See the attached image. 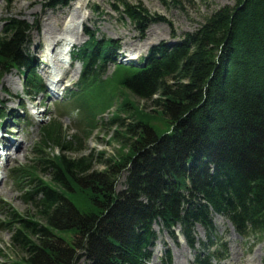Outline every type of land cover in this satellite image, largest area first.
Instances as JSON below:
<instances>
[{"label": "trees", "instance_id": "1", "mask_svg": "<svg viewBox=\"0 0 264 264\" xmlns=\"http://www.w3.org/2000/svg\"><path fill=\"white\" fill-rule=\"evenodd\" d=\"M68 2L47 0V6ZM114 2L144 28L165 20L126 0ZM5 21L0 78L24 66L27 92L42 89L22 51L29 26ZM115 48L89 32L78 50L81 81L63 104L76 111L78 133L67 138L52 118L40 127L32 163L11 170L30 212L9 207L5 213L1 226L12 234L9 248L0 249V264H145L154 223L179 225L192 243L195 224L212 231L209 207L240 235L264 238V0H234L178 43L150 47L139 64L116 63L103 78L100 63ZM137 99H151L150 112ZM115 101L116 153L70 156ZM54 146L58 152L47 151ZM125 169L127 187L116 193L113 185ZM211 256L197 255L193 264H210Z\"/></svg>", "mask_w": 264, "mask_h": 264}, {"label": "rangeland", "instance_id": "2", "mask_svg": "<svg viewBox=\"0 0 264 264\" xmlns=\"http://www.w3.org/2000/svg\"><path fill=\"white\" fill-rule=\"evenodd\" d=\"M73 1L75 0H71L66 7L49 8L47 0H0V30L7 18L25 21L29 26L28 41L25 48L30 56L38 60L37 72L45 78L47 77V70L59 71L61 76H64L63 83L66 84L72 82V79H78L82 66L71 58L69 60L68 55H64V63L55 58L58 47L64 42L56 43V41L65 35L63 33L70 35L66 38L72 40L71 37H73L75 39L76 42L73 46H80L87 40L85 30L96 32L97 39L111 38L117 41L120 45V54L122 52L129 53L137 62L141 57L147 55L150 47L161 43L169 46L178 42L184 33L196 30L216 9L234 3V0H126L132 6H138L139 10L142 8L146 12L144 14H148L151 18L153 16L165 18L162 21H151L144 28L114 9L112 6L114 0H78L79 3L84 4L81 7L80 4H71ZM114 3L118 6V10L122 9L121 3ZM78 19L79 21H77ZM60 34L62 35L60 36ZM174 35L176 36L174 37ZM53 39L57 45L50 52L49 49H52L50 44ZM119 59V56H110L104 64L105 75H109L113 71L114 62H119ZM78 70V74L75 75ZM55 95L60 97V92ZM154 97H156V94L152 98ZM31 98H33L32 101L24 94L22 76L17 69H11L2 76L0 79V108L2 112L8 114L10 108H20L23 113L25 107L26 116L32 118L34 122V126L26 132L22 129L23 125L20 127L19 124H14V126L8 124L5 127L1 124L2 120L0 121V136L4 134V130H9L8 135L13 140L23 142L14 158L4 166V175L0 180V249L2 250L9 248L11 238V232L1 226L5 213L8 212L9 207L19 212L29 211L30 208L22 200L21 191L18 190L17 185L9 176V169L32 163V149L38 138V128L41 124L48 123L55 112L62 114L60 121L67 138L73 133H78L75 113H69L61 108L58 111L54 98L47 101L44 100V95L41 94L32 95ZM137 102V105L146 112H150L153 108L151 99H137ZM116 107L117 102L115 101L111 108L102 115L97 128L85 139L83 148L76 153H71L70 156L80 157L90 152H104L106 153L105 156L116 153L120 147V139L112 141V137L115 134L118 122L111 121ZM29 112L31 114L34 112V119ZM119 115L125 123L131 121L126 114L120 113ZM80 137L82 140V135ZM47 151L58 152V148L57 146L50 147ZM3 153L9 155L10 151L7 149ZM95 167L101 169L104 165L95 163ZM43 173H45V170L41 169L40 174L43 175ZM127 174L125 169L117 176V180L113 185L116 193L127 187L125 184ZM211 221L214 227L212 235L213 239L217 240L218 252L219 254L224 253L226 256L219 263L211 261L212 264H264V238L262 240L252 237L242 238L233 232L226 219L214 213H212ZM153 230L155 238L148 248L149 257L146 264H162L163 259H165V264H191L195 255L201 250L202 245L208 241V231L200 225L194 227L191 244L184 239L176 227L169 231L162 225H154ZM214 249L215 246L212 251ZM79 254H82V252L76 250L75 255ZM84 261L83 255L79 257V263Z\"/></svg>", "mask_w": 264, "mask_h": 264}, {"label": "bare ground", "instance_id": "3", "mask_svg": "<svg viewBox=\"0 0 264 264\" xmlns=\"http://www.w3.org/2000/svg\"><path fill=\"white\" fill-rule=\"evenodd\" d=\"M72 4L73 5H77V4H80L79 6L81 7V6H83L84 4L83 3H79V1L78 0H75V1H73L72 2ZM83 4V5H82ZM80 19V18H79ZM79 19L77 20V21H79ZM67 22H69L68 20H66ZM65 34V35H64ZM62 34H60V36H61ZM63 37H60V40H57L56 41V43L57 42H60V41H64V44H65V47L66 48H68L70 45H73L76 41H75V39H73V37H71L72 38V40H70L68 37L70 36L69 34H67V33H63ZM66 36H68L67 38H66ZM54 43V44H53ZM55 42H54V39L51 41V44H50V46L52 45V49H54L53 47L55 46V45H57ZM39 44V43H38ZM58 54H59V57L61 56V51H59L58 52ZM58 54H57V57H58ZM52 78L54 77V76H51ZM9 81H11V80H9ZM55 81V80H54ZM22 145L23 144H19V146H18V148H21L22 147ZM158 253H159V250H158ZM158 253H156V254H158Z\"/></svg>", "mask_w": 264, "mask_h": 264}]
</instances>
